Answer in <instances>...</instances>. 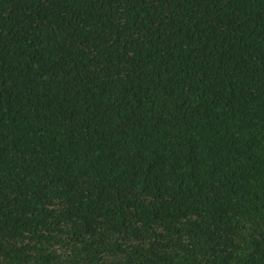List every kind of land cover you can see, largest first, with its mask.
<instances>
[{
    "label": "trees",
    "instance_id": "obj_1",
    "mask_svg": "<svg viewBox=\"0 0 264 264\" xmlns=\"http://www.w3.org/2000/svg\"><path fill=\"white\" fill-rule=\"evenodd\" d=\"M0 264H264V0H0Z\"/></svg>",
    "mask_w": 264,
    "mask_h": 264
}]
</instances>
